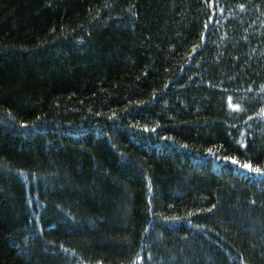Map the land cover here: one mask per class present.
Returning a JSON list of instances; mask_svg holds the SVG:
<instances>
[{"label": "trees", "instance_id": "trees-1", "mask_svg": "<svg viewBox=\"0 0 264 264\" xmlns=\"http://www.w3.org/2000/svg\"><path fill=\"white\" fill-rule=\"evenodd\" d=\"M244 164L264 0H0V264H264Z\"/></svg>", "mask_w": 264, "mask_h": 264}, {"label": "snow or ice", "instance_id": "snow-or-ice-1", "mask_svg": "<svg viewBox=\"0 0 264 264\" xmlns=\"http://www.w3.org/2000/svg\"><path fill=\"white\" fill-rule=\"evenodd\" d=\"M236 107H239V106H236ZM209 151H211V149H209ZM226 159H233V158L226 157ZM236 163H239V161H236ZM243 167L248 168L249 170L256 171V172H264V169H261L259 167L253 168L251 164H244Z\"/></svg>", "mask_w": 264, "mask_h": 264}]
</instances>
